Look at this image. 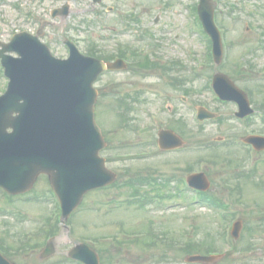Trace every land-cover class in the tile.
I'll return each mask as SVG.
<instances>
[{
  "label": "rangeland",
  "instance_id": "rangeland-1",
  "mask_svg": "<svg viewBox=\"0 0 264 264\" xmlns=\"http://www.w3.org/2000/svg\"><path fill=\"white\" fill-rule=\"evenodd\" d=\"M197 2L0 0V35L3 41H8L13 33L21 30L34 33L47 21L40 38L58 57L67 55L63 40L71 38L85 54H89L86 51L92 46L100 55L114 54L124 46L135 50V59L142 56L164 65L179 62L181 66L172 72L163 65L162 68H142L139 72H105L98 77L94 84L99 93L95 110L106 139L102 154L107 157V166L117 174L118 183L128 173L131 175L139 170L157 174L156 178L163 180L164 174L184 177L189 169H203L211 181L209 193L226 202L230 216L241 219L243 224L239 238L232 240L236 243L235 248L217 264H264V153L250 154L256 163L251 175L243 174L230 180L234 171L247 165V151L235 143L234 137L264 133V121L256 115L246 122L234 120L231 115L234 104L219 101L210 88L214 72H222L247 94L251 93L250 102L254 108H264L261 106V102L264 105V0H211L217 24L224 31L227 49L226 63L219 66L206 58V37L200 32L199 25L187 16L195 14L193 6ZM63 5L67 6V13L52 18V10ZM126 54L133 64V57L128 52ZM1 72L0 92L6 85ZM175 78L180 80L179 88L171 85ZM179 95L186 97L184 102ZM196 104L216 112L220 121L205 120L199 128L193 118ZM127 105L131 109L127 107L126 110ZM121 111L126 118L124 124L121 123ZM151 114L156 118H151ZM165 127L183 135L186 141L183 149L158 150L156 131ZM217 136L223 137L224 142L218 144L215 141ZM226 179L239 182L240 191H229L222 182ZM176 186L180 187V183L171 182L166 189L175 195L178 193ZM49 187L42 177L31 193L10 200L0 189V238L10 243V239L19 241L26 235L36 236L43 231L41 227L46 218L56 215L55 206L46 199ZM150 189L149 185H142L140 192ZM129 193L130 187L109 186L85 194L80 209L69 221L73 223V232H67L59 225L55 237L57 247L67 249L62 243H70L72 233L74 240L90 239L93 242L100 236L113 235L114 241L97 243L113 253L117 250L116 257L122 255L121 260H115L113 264H129L122 261L129 258L132 264H186L183 261L186 254L176 246L185 245L190 238L213 241L222 251L231 247L230 241L220 235L227 227V238L230 218L222 219L220 213L213 212L215 210L201 204L190 206L189 203L185 208L165 209L161 204L149 202L150 198L144 206L125 203L119 208H110L114 200L120 201ZM152 193L147 192V196ZM184 194L190 197L187 192ZM181 199L171 196L165 201ZM125 232L138 233L140 240L129 248L122 246L120 249L118 241L127 238ZM151 233L159 236L163 233L164 239H157L151 247L144 245L145 240H153ZM170 240L176 243L174 248L168 245ZM160 257L165 260L159 261ZM16 260L21 261V258ZM53 263L49 260L44 264Z\"/></svg>",
  "mask_w": 264,
  "mask_h": 264
},
{
  "label": "water",
  "instance_id": "water-1",
  "mask_svg": "<svg viewBox=\"0 0 264 264\" xmlns=\"http://www.w3.org/2000/svg\"><path fill=\"white\" fill-rule=\"evenodd\" d=\"M198 13L212 38L213 57L218 62L220 39L209 0H200ZM2 47L0 56L10 81L0 97V185L12 192L24 191L38 174L46 172L66 218L87 190L114 179L99 156L104 142L93 119L96 93L91 86L108 65L73 51L67 60L54 59L45 45L25 33ZM5 50H15L20 57L4 56ZM214 85L221 93L241 100L246 109L242 95L226 77L216 75ZM163 134L160 144L170 147L166 141L173 133ZM174 138V145L182 143ZM251 140L264 146L255 138ZM189 179L194 186L208 187L203 174H192ZM238 231L239 223L233 234L237 236ZM213 259L192 256L188 260Z\"/></svg>",
  "mask_w": 264,
  "mask_h": 264
},
{
  "label": "flooded vegetation",
  "instance_id": "flooded-vegetation-1",
  "mask_svg": "<svg viewBox=\"0 0 264 264\" xmlns=\"http://www.w3.org/2000/svg\"><path fill=\"white\" fill-rule=\"evenodd\" d=\"M53 237L55 238V235ZM69 238H70V243H68V242L62 243L63 246L64 245H67V247H68L67 249H64V250L59 249L57 247L59 244H56L55 243V240H54L53 243L57 247L54 250V252H56V253H54V256H50V257H47V258H41L40 257V254L39 253H41L40 251H41L42 248L39 249L38 247L32 246L28 242H24V241H23V247L24 246L28 247L27 250L26 251H23V247H22V250H20L19 248H17V251H23L25 257L29 258L28 262L31 263V264H37V262L44 264L45 262H48L49 260H53V262H54L53 264H64L65 261L70 262V264H81L80 262L73 260V257L70 258L68 256L69 251L71 249H73V245L76 243L75 242L76 240L73 239V233L71 235H69ZM88 246L90 248H93L94 247V245L92 243L91 244L88 243ZM15 249L13 251H15ZM32 259H34V260L32 261Z\"/></svg>",
  "mask_w": 264,
  "mask_h": 264
}]
</instances>
